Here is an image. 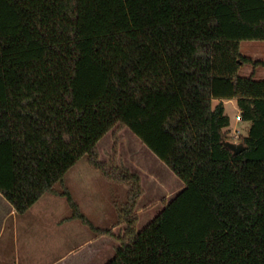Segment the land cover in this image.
<instances>
[{
    "label": "trees",
    "instance_id": "trees-1",
    "mask_svg": "<svg viewBox=\"0 0 264 264\" xmlns=\"http://www.w3.org/2000/svg\"><path fill=\"white\" fill-rule=\"evenodd\" d=\"M240 41H264V0H0V195L18 214L43 194L118 245L105 264H264V79L237 75ZM234 100L249 122L222 144ZM213 104V102H215ZM127 128L183 184L137 231V173L97 143ZM82 157L126 186L112 228L64 186ZM60 184L61 190L54 189Z\"/></svg>",
    "mask_w": 264,
    "mask_h": 264
},
{
    "label": "rangeland",
    "instance_id": "rangeland-1",
    "mask_svg": "<svg viewBox=\"0 0 264 264\" xmlns=\"http://www.w3.org/2000/svg\"><path fill=\"white\" fill-rule=\"evenodd\" d=\"M239 52L242 56L253 61L263 60L264 41H240ZM237 75L261 80L264 79V68H253L252 64L247 63L239 68ZM215 103L216 101L213 102V104ZM224 107L225 114L230 118V125L225 129V136L228 140L237 141L247 133L250 123L239 119V111L234 100L225 102ZM113 131H116L118 138L116 156L118 165L127 168L130 172L137 173L140 178L142 195L135 208L138 216L136 228L139 231L159 213L164 201L171 200L181 191L183 184L127 128L117 129L114 127L98 141L97 149L101 160L107 161L111 154ZM63 184L80 210L82 209L81 212L94 226L99 228H105L112 224L115 203L119 205L125 200L126 186L104 179L98 171L88 165L86 157L80 158L66 172ZM54 189L61 190L60 184H56ZM68 212L70 213V208L65 197L47 193L38 199V202L26 214L21 215L39 220L38 225L36 224L34 227L36 235L30 240V243H33L31 244L34 250L32 252L40 255V260L43 262L58 258L65 251V246L70 245L71 240L67 237L69 234L73 238L72 227L70 225H54L56 220ZM74 224H79L85 233L90 232L87 225L81 224L77 220L74 221ZM122 229V226L114 227V234H121ZM75 237L76 239L81 237L78 231ZM3 242L6 243L7 250L11 252L13 250L11 238L8 241L2 240L0 244ZM116 243L118 242L113 239L107 240V243L103 244V247H108L103 251V264L113 256Z\"/></svg>",
    "mask_w": 264,
    "mask_h": 264
},
{
    "label": "crops",
    "instance_id": "crops-1",
    "mask_svg": "<svg viewBox=\"0 0 264 264\" xmlns=\"http://www.w3.org/2000/svg\"><path fill=\"white\" fill-rule=\"evenodd\" d=\"M230 101L232 100L223 101V103ZM49 194L55 196L58 195L55 193ZM37 202L38 200L24 213L18 214L0 195V242L2 240L4 241V239L5 241H8L9 238H11L13 242V250L11 252L10 250H7L5 242L0 244V264H103V251L108 248L103 247V244H106L107 240H113L114 238L95 234L90 228V232L88 234L85 233V231L79 227V224H74V221L77 220L79 223H83L78 219L70 218L71 211L54 222V225L57 224V226L70 225L72 227L71 234L73 233V238L69 236V234L67 237L71 240L70 245L65 246V251L59 255L58 258L49 259L44 262L40 260L41 256L32 252L33 248L31 247V244L33 243H30V240L36 235L34 227L36 224L38 225L37 222H39V220L32 219L27 216H21L26 214V212L29 211ZM80 211H82V209ZM114 220L115 215L112 224L105 227L112 228L113 233L114 227H120L113 225ZM71 222H73V224H70ZM77 231L81 235L78 239L75 237ZM116 244L118 245V243Z\"/></svg>",
    "mask_w": 264,
    "mask_h": 264
},
{
    "label": "water",
    "instance_id": "water-1",
    "mask_svg": "<svg viewBox=\"0 0 264 264\" xmlns=\"http://www.w3.org/2000/svg\"><path fill=\"white\" fill-rule=\"evenodd\" d=\"M222 144L225 148L230 150L233 154L240 153L245 147L240 141L223 140Z\"/></svg>",
    "mask_w": 264,
    "mask_h": 264
}]
</instances>
